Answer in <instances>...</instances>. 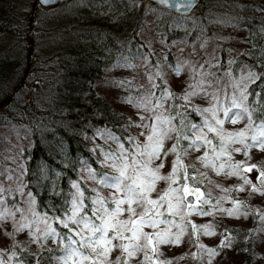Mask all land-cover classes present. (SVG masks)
I'll list each match as a JSON object with an SVG mask.
<instances>
[{"label":"trees","instance_id":"obj_1","mask_svg":"<svg viewBox=\"0 0 264 264\" xmlns=\"http://www.w3.org/2000/svg\"><path fill=\"white\" fill-rule=\"evenodd\" d=\"M33 2L0 0V147L13 148L23 167L21 191L0 178V209L46 216L58 235L54 244L45 238L37 248L15 242L5 248L6 256L1 254V264H62L59 258L67 240L61 237L68 230L56 218L67 220L71 213L77 191L73 183L83 191L81 202L91 208L88 197L94 189L87 174L97 179L108 174L103 158L109 146L101 136L127 145L132 135L133 120L120 106L116 90L121 81L118 71L126 64L153 68L145 87L155 96L163 93L162 78L154 72L156 54L147 43L151 35L172 46L166 62L159 65L162 72L187 62L191 77L198 81L205 71H214L226 94L221 102L228 105L233 96L240 98L230 86L233 79L258 74L260 79L246 88L244 101L252 137L264 120V0H201L187 16L163 10L150 0H66L47 7L38 4L31 22ZM109 12L122 15L119 23L105 18ZM194 45L197 54L192 52ZM169 92L176 94L166 97L168 117H175L177 156L192 175L188 143L211 117V111L203 110L215 105L179 99L183 95L173 87ZM195 187L211 197L207 177ZM232 199L245 204L246 210L254 208L248 193ZM257 214L254 211L249 225L220 221L226 242L245 255V264H253Z\"/></svg>","mask_w":264,"mask_h":264},{"label":"rangeland","instance_id":"obj_2","mask_svg":"<svg viewBox=\"0 0 264 264\" xmlns=\"http://www.w3.org/2000/svg\"><path fill=\"white\" fill-rule=\"evenodd\" d=\"M121 16L122 15L119 13L114 12L109 15L105 14V18L108 19L110 23H119ZM148 39L149 42L147 41V43L150 44V48H152L153 53L156 54V64H158V68L155 69L154 72L162 78L160 83L162 89H167L169 92L170 87H173L175 91L183 96L191 94L188 95L187 100H192L198 104H210V102H212V105H215V116H213V112L211 111V117L206 121L222 130V134L225 136L229 133L235 134L244 132V143L239 142V137H234L235 142H229L225 145L226 151L231 156V160H229L227 155L217 158L214 153L221 150V141L219 137L216 136V133L207 131L206 127L199 128L194 132L195 137L206 135L209 140H212L214 136L217 137L214 142L215 149L209 147V145L205 144L203 141H197L196 148L189 147L190 141L187 147L189 166H195L197 169H200L202 173L206 174L207 180H209L208 193L211 197L203 198L208 199L210 203L201 205L207 206L206 209H204V212L210 214L203 215L198 214V212L195 211L191 212L190 215L184 217V220L189 218L190 221L184 224L179 216L173 218L164 209H161V211H165V215L162 219L175 220V224L171 227V233L173 235L180 234L181 229H183V233L180 234V243L159 244L157 253L154 255L149 251V255H152L153 259L152 261L145 262V264H159L160 261H170L171 264H245V255L237 253L235 249L226 242L227 234L220 231V221L224 219L226 222L232 224L249 225L254 217V211L256 212V210L257 213L259 212V215L257 214L259 221L256 228L257 232L253 239L255 254L252 263L264 264V186H261V177L259 175L261 171H264V149L258 146L246 147V145H256L258 143L257 141H254L252 135H250L251 126L249 124L248 114L244 113V95H246L245 90L250 83L248 74L239 76L235 80L233 79V83L230 86L234 91L239 93L240 98L233 96L230 105H228L226 102H221V100H226V94L223 89L220 90V83L218 78H216V72L211 71L210 73L205 71L200 80L194 81L193 76L191 77V74L189 73L192 66L187 62L182 66L181 64H178V67H172L171 70H165L162 72L164 68H160L159 65H161L162 62H166L168 56L167 52L169 47L172 46L161 40L159 36H154V34ZM184 48L185 44H183L179 50H183ZM198 51V47L194 45L192 52L197 54ZM118 72L121 81L117 84L116 90L121 94L122 103H120V106L130 113L131 119L133 120L131 125L132 135L130 136L132 138V143L146 142L147 136L150 133V127H144L143 125H151L152 121L148 119V117L153 115L168 117V98L162 96L163 93L158 96L152 95L153 91L150 90V88L145 87L146 84L149 83V80L152 79L151 73L153 72V68L148 69L144 68L142 65L137 66L126 64L125 67L121 68ZM242 93L244 95H242ZM161 97H163V99H161ZM142 98H150L152 105L159 103L163 106L155 112L145 111L143 108H138L136 106ZM234 100L236 103H241L243 107L240 109L234 108L232 106ZM226 109L229 110L227 116L224 111ZM237 112L241 113L238 122L232 123L231 119H237V117L234 116V113ZM142 116L145 117L144 120H141ZM215 120H223L224 123L222 125H215ZM171 126L173 127V125ZM256 131L259 132V130ZM173 136L174 131L168 133V137L164 139L163 151L161 152L160 159L154 160L151 165L152 167H156L162 161L164 164V167L160 169V175L162 176H167L172 172L173 164L179 153L177 147L176 151H169L175 146ZM101 138L109 146L105 149L107 153H105L106 156L103 158V163L108 170V174L98 179L92 176V174H87L86 181H88L89 185L95 190L91 195L93 198L99 194L110 201L114 190L101 184L100 181L105 177L115 174L116 170L111 166L113 164V158L120 154L121 145H123L124 148H129L130 145L129 141L128 144L125 145L124 143L117 144L109 137L101 136ZM237 148H239L240 151H236ZM165 153H167V155H165ZM206 153L209 158L214 160L217 168L220 164L225 165L223 171L218 174L212 166H205V164L198 159V157L205 156ZM20 162L21 160L19 156H17V153L14 152L13 148H11V150L2 151V148L0 147V178L3 177L9 182H14L17 185V188H20V184L23 180V167ZM231 164L240 165V175L228 174L232 171L228 166ZM253 165L256 167L253 168L252 172L245 171L246 168L252 167ZM88 171H90V169H88ZM245 178L251 183L245 184ZM253 184L260 190L254 191L252 188ZM168 186L169 181H157L156 191L151 194V197L156 199L158 195L162 194V192L168 188ZM173 187H176V185H173ZM224 189H227L228 191H224ZM21 190L22 188H20V191ZM245 193H248L250 199H252L254 208L246 210L245 204H242L241 202H238L237 204L236 201L232 199V196L238 198L239 195ZM194 199L195 198L191 195L187 197L189 202H194ZM230 209L233 210L231 215L228 212ZM140 211L141 209L137 208V212L139 213ZM0 213L4 214V217L0 218V257H2L1 254L6 256V253H4L5 248L15 244V242H22L25 243V245L31 244V246L37 248L42 242L41 239H45L43 236V230L46 226L43 216L39 213L35 212L34 215L28 216L20 210L11 211L7 207L3 208V210L0 209ZM88 215H91V211ZM126 218V214L121 217V219ZM69 223V228H72L73 225H71V221H69ZM24 224H30L31 227L21 228V225ZM47 225L49 226L48 220ZM192 225L196 226L195 229ZM203 226L208 227L205 229ZM168 227L167 224H160L158 230L164 231ZM69 228H66V230H68L67 233L72 235L73 239H79L69 232ZM37 229H40L41 232H37ZM156 230L157 229H153L150 226L144 227V231L148 233H152ZM206 232L212 234H206ZM85 235H87V233H85ZM37 236H40L39 240H37ZM56 238L57 236L47 237L48 243L54 244L57 241ZM222 242L224 246H221ZM68 243L67 240L66 245ZM73 247H76V245H73ZM209 249H215V252L210 253ZM88 251V249H84L85 254H88ZM117 257H121V252L118 249L112 252L110 257L111 264H116ZM142 261L143 254L140 253L132 258L129 261V264H141ZM122 262L123 259L121 258L119 264H122ZM84 264H91V262L85 261Z\"/></svg>","mask_w":264,"mask_h":264},{"label":"snow or ice","instance_id":"obj_3","mask_svg":"<svg viewBox=\"0 0 264 264\" xmlns=\"http://www.w3.org/2000/svg\"><path fill=\"white\" fill-rule=\"evenodd\" d=\"M51 0H43V3L48 4ZM162 3H167L168 0H161ZM173 7H180L184 9H190L192 7V0H175ZM250 82L255 83L260 79V76L256 73L250 72L248 74ZM153 87H159V85H153ZM246 91V90H245ZM162 92L167 97H175L176 94L168 92L166 89H162ZM194 94V93H193ZM250 95V93H248ZM152 95H155L152 93ZM191 95V94H188ZM188 95L179 97V99L186 100ZM242 95H244L242 93ZM259 96V93L256 94ZM246 99L247 96L244 95ZM163 99V97H161ZM151 105V107H150ZM138 108H143L145 111L155 112L162 107V104H151L150 98H142L136 105ZM234 108L240 109L243 107L241 103L233 101ZM204 112H213L214 109H204ZM225 115L229 110H224ZM244 113L250 115L248 110L244 108ZM179 114V113H178ZM241 113H234L237 119H231L232 123H237ZM145 117H141L144 120ZM152 121L151 125H143L144 127H150V133L147 136L146 142L132 143V138H129V148H124L121 145V152L118 156L113 158V164L111 165L116 171L115 174L105 177L100 181L101 184L113 189V196L109 201L97 194L95 198L88 197L91 201V208L84 205L81 201L83 198V191L80 189L78 183H73V187L77 189L73 194L72 210L68 215L67 220H60L59 223L65 228H69V221H71L73 227L69 228V232L79 239H73L72 235L65 233L61 239H67L68 244L64 245L65 255L59 259L62 264H84L85 261H90L91 264H111L110 257L114 250L121 252V257H117L116 264H119L121 258L123 264H129V261L136 257L138 254H143V261H152L153 256L149 255V251L152 254L157 253L159 244L167 243H180V234L173 235L171 233V227L175 224L174 219L165 220L162 217L165 215V211L171 217L179 216L183 221L186 215H190L191 212H198V214L208 215L210 213L204 212L202 207H198L201 204H209L208 199L203 198L204 193L200 191L199 187H195L196 184H202L206 179V174L199 172L195 166H192V175H189L188 166L183 163L181 158L177 156L176 161L173 164L172 172L167 176L160 175V169L164 167L163 162L156 167H152L154 160H159L161 152L163 151L164 139L168 137V133L171 131H177L172 127V120L175 117H165L162 115H153L148 117ZM223 120H215V125H222ZM207 131L216 133L221 141V150L215 152V156L227 155L231 160L230 154L226 151V143L235 142L234 137H239V142L244 143V132L235 134H222V130L214 126L207 121L204 122ZM192 128H196V125H190ZM258 135L253 136L252 139L257 141L256 145H246V147L258 146L264 149V120L261 125H258ZM180 139H188L187 136H181ZM197 141H203L215 149L212 145V141L207 139L206 135L196 136L191 140L189 147L196 148ZM179 143V140L177 141ZM169 151H176V146H173ZM236 151H240L239 148ZM167 155V153H165ZM205 166H212L219 174L223 171L225 165L220 164L216 167L213 159L209 158L207 153L203 157H198ZM232 171L229 175H240V165L231 164L228 165ZM256 166L246 168V172H252ZM261 177V186H264V171L259 173ZM94 178V177H93ZM159 180L169 181V186L162 194L158 195L156 199L151 197V194L156 191V183ZM183 180V183H181ZM191 181V185L189 184ZM245 184L251 183L247 178L244 180ZM176 185V187H173ZM254 191H259L256 185H252ZM242 190V189H241ZM2 191V190H0ZM95 191V190H93ZM224 191H228L224 189ZM193 196L194 202H189L187 197ZM111 205V206H110ZM126 206V207H125ZM91 211V215H88V211ZM137 208L141 211L138 213ZM164 209L165 211H161ZM229 214L233 213V210H228ZM127 215L126 219H121L122 216ZM4 214L0 213V218H3ZM45 229L43 230V236L45 238L49 236H57L56 229H53L47 225V217L44 218ZM167 224L169 227L164 231H160L159 225ZM145 226H150L153 229H157L152 233L144 231ZM31 227L30 224L21 225V228ZM195 229V225H192ZM207 229L208 226H203ZM37 232H41L37 229ZM87 233V235H85ZM206 234H212L207 233ZM37 240L40 236L36 237ZM155 241V243H154ZM76 245V247H73ZM223 242H222V245ZM203 247V246H201ZM84 249H88V254H85ZM210 253H214L215 249H209ZM159 264H171L170 261H160Z\"/></svg>","mask_w":264,"mask_h":264},{"label":"water","instance_id":"obj_4","mask_svg":"<svg viewBox=\"0 0 264 264\" xmlns=\"http://www.w3.org/2000/svg\"><path fill=\"white\" fill-rule=\"evenodd\" d=\"M62 1H66V0H51V2L48 4L43 3V0L34 1L33 2V11L30 14L31 22H33L35 19L34 15H35V10H36L38 4L47 7V6L57 5L58 3L62 2ZM150 1L155 3L158 7L162 8L163 10H168V11H171L173 13H178V14L185 15V16H187V14L192 13L195 10V8L197 7V5L201 2V0H192V7L190 9H184V8H180V7H173V3L175 2V0H168L167 3H162L161 0H150ZM24 85L25 84L22 83L19 86H24Z\"/></svg>","mask_w":264,"mask_h":264}]
</instances>
